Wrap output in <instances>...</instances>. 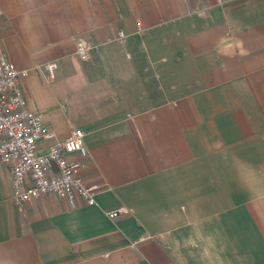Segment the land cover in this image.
I'll list each match as a JSON object with an SVG mask.
<instances>
[{
    "label": "crops",
    "instance_id": "obj_1",
    "mask_svg": "<svg viewBox=\"0 0 264 264\" xmlns=\"http://www.w3.org/2000/svg\"><path fill=\"white\" fill-rule=\"evenodd\" d=\"M80 40L96 49L73 116H43L59 139L82 130L69 158L95 204H17L0 163V264H264V0H0L28 109L34 66H71Z\"/></svg>",
    "mask_w": 264,
    "mask_h": 264
},
{
    "label": "built area",
    "instance_id": "obj_2",
    "mask_svg": "<svg viewBox=\"0 0 264 264\" xmlns=\"http://www.w3.org/2000/svg\"><path fill=\"white\" fill-rule=\"evenodd\" d=\"M119 37L123 34L120 32ZM92 47L80 40L74 54L87 60ZM56 62L45 64L47 79L55 78ZM27 69H18L7 57L0 43V163L11 173V198L17 204L44 195L65 200L70 207L78 202L95 204L96 186L86 185L79 175L80 162L70 159L77 154L84 158L87 149L83 132L73 129L62 139L44 123V116L27 108L20 81ZM125 212L123 207L107 210L114 219Z\"/></svg>",
    "mask_w": 264,
    "mask_h": 264
},
{
    "label": "rangeland",
    "instance_id": "obj_3",
    "mask_svg": "<svg viewBox=\"0 0 264 264\" xmlns=\"http://www.w3.org/2000/svg\"><path fill=\"white\" fill-rule=\"evenodd\" d=\"M92 49L90 51V55L88 59L91 56V53L94 49H96V46L91 45ZM87 59V60H88ZM70 65L66 67L65 69H62V64L59 61H56L57 69L55 71V79L52 82L47 83V72L45 69V64L43 66H34L35 70H42L44 74H46V78L43 77L39 79L40 83V89H39V102L41 103V111L43 115L47 112L51 111H64L65 114L68 116H73L71 112V106H68L71 100H73V80L70 78L72 74H74V71H77L81 67V63L87 60H81L79 57H77L75 54L70 59ZM69 68V70H68ZM74 69V70H73ZM38 70V72H39ZM31 72V70H28V72ZM46 72V73H45ZM168 82L162 83V86L168 87ZM182 83L178 82V88L179 89L182 85ZM154 83L152 82H146V86L149 87L148 93L153 94V86ZM157 83L155 82L156 86ZM151 87V88H150ZM156 88V87H155ZM69 102V103H68Z\"/></svg>",
    "mask_w": 264,
    "mask_h": 264
}]
</instances>
